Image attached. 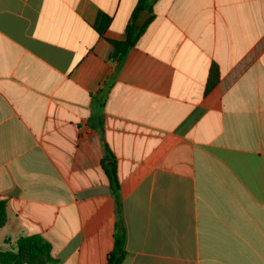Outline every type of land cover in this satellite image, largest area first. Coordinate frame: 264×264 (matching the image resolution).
I'll return each mask as SVG.
<instances>
[{"label": "crops", "instance_id": "crops-1", "mask_svg": "<svg viewBox=\"0 0 264 264\" xmlns=\"http://www.w3.org/2000/svg\"><path fill=\"white\" fill-rule=\"evenodd\" d=\"M138 1L0 0V251L264 264V0H151L118 64Z\"/></svg>", "mask_w": 264, "mask_h": 264}, {"label": "trees", "instance_id": "trees-1", "mask_svg": "<svg viewBox=\"0 0 264 264\" xmlns=\"http://www.w3.org/2000/svg\"><path fill=\"white\" fill-rule=\"evenodd\" d=\"M151 0H139L135 13L133 15V22L126 29V40L124 42H112L111 58L118 64L123 61L128 50L135 46L138 38L143 32V28H137L134 24L139 11L146 6ZM108 25V19L100 17L97 23V30L100 34ZM216 76V70L211 68L210 78L213 79ZM213 82L209 83L211 88ZM102 167L109 179L111 193L116 201L117 215L120 212V203L118 199L119 180L117 177L114 157L105 146L104 158L102 161ZM7 216L5 212V203L0 202V228L6 223ZM126 243L125 231L117 234L114 239V249L109 257L108 264H121L122 257L124 256V248ZM17 250L12 251H0V264H46L53 263L55 259L52 255L51 244L41 236H27L21 237L17 240ZM120 255L119 258L116 256Z\"/></svg>", "mask_w": 264, "mask_h": 264}, {"label": "water", "instance_id": "water-1", "mask_svg": "<svg viewBox=\"0 0 264 264\" xmlns=\"http://www.w3.org/2000/svg\"><path fill=\"white\" fill-rule=\"evenodd\" d=\"M145 14L149 17L148 13L141 11L139 14V17L137 18V20L135 22V26L139 29L142 28V26L144 25V23L147 19V18H145ZM117 257H118V255H117Z\"/></svg>", "mask_w": 264, "mask_h": 264}]
</instances>
